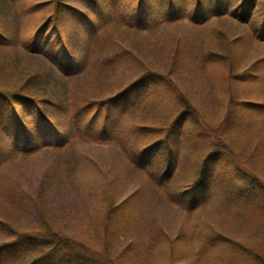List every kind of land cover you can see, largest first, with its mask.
<instances>
[{"label":"rangeland","instance_id":"rangeland-1","mask_svg":"<svg viewBox=\"0 0 264 264\" xmlns=\"http://www.w3.org/2000/svg\"><path fill=\"white\" fill-rule=\"evenodd\" d=\"M175 1L184 19H152L139 31L128 24L140 14L135 0H97L95 12L85 0H0V92L25 99L19 107L30 131L61 130L59 139L36 134L34 145L48 146L14 154L1 127L9 124L0 122V248L52 230L115 264H261L264 192L250 196L241 179L247 174L264 187V42L254 37L264 0H253L247 25L210 18L206 7L202 15L197 0ZM153 5L163 14L172 9L167 0ZM196 14L201 24L192 23ZM84 19L90 28L104 25L97 36ZM54 20L78 64L73 70L50 59L62 47ZM40 31L52 53L33 47ZM34 99L45 104L48 122L39 120ZM184 107L188 115L175 126ZM159 135L175 149L166 187L155 185L161 151L143 154ZM210 143L211 151L221 145L212 184L174 201L171 193L205 157L193 149ZM224 178L234 187L222 192ZM194 199L201 203L181 205ZM20 254L4 264L34 257Z\"/></svg>","mask_w":264,"mask_h":264},{"label":"trees","instance_id":"trees-1","mask_svg":"<svg viewBox=\"0 0 264 264\" xmlns=\"http://www.w3.org/2000/svg\"><path fill=\"white\" fill-rule=\"evenodd\" d=\"M69 1V0H68ZM97 0H85L86 2V8L92 11H96L95 7L97 5ZM106 1V0H104ZM119 0H115V2H118ZM137 1V5L139 7L138 11L140 10L139 16H136V20L138 25L142 26L145 25L147 22L152 20L153 18H159L163 17L162 12L155 7L154 0H135ZM247 0H243V8ZM167 3L171 4V11L176 10V1L175 0H167ZM174 3V7H173ZM61 5V3H59ZM60 5H56L55 9L57 10ZM98 6V5H97ZM241 11L243 10L242 8L240 9ZM151 16H148L149 14ZM244 15L247 14V11H242ZM240 12L239 17L241 20L240 23H245L247 22L246 19L247 17H243V14ZM263 16L260 21L261 27L259 29L264 30V9L262 12ZM100 16V15H99ZM172 18L175 15H170ZM86 18H88L86 16ZM100 18V17H99ZM243 18V19H242ZM113 20V19H112ZM119 20V19H118ZM120 21V20H119ZM57 20H54V29L53 32L57 36L55 43H58L61 45V51L58 52L55 55V52L52 53L51 51V43L48 39L43 38V31H40L37 36H35L32 41H33V47L34 48H40L44 47L47 49L48 54L52 53V58L51 61L54 62L55 65H60V67H65V66H74L77 67L76 60L73 59L71 53H70V48L68 43L66 42V39L60 36V30L58 28V25L56 24ZM84 28L85 30L89 31L90 34L93 36H97V33H95V28H90L88 24V20L84 19ZM121 23H124V19L121 20ZM130 23V21H129ZM5 36V35H1ZM33 51H39V49L33 50ZM222 58V60H225L224 57L219 56ZM81 67V65H80ZM79 68V67H78ZM229 71H233L232 67L229 65L228 68ZM118 96V95H116ZM116 99V97H111L109 100L105 101L103 106L106 107L108 105V110H109V101L111 99ZM25 99L21 97L20 93H16L14 91H9L5 93L0 92V122L3 124V120H7L4 122H7L9 125L6 127H2V131L6 133L7 138H11L13 141V144L20 149H35L37 147H40V145L35 144L37 142L38 137H35L36 134H42L45 133L47 136H55L60 138V130L57 127V125H52L50 127L53 131L50 130V132L46 131L45 129L43 130H38L39 128L35 127L34 130H29L27 131V125L28 123L25 122V120L22 119V110L20 109L19 106L21 104L25 103ZM115 102V101H114ZM34 104H38V118L40 121L45 120L48 122V119L42 115V112L47 111V109H44V103L40 102L39 100L34 99ZM40 104V105H39ZM106 109V111H108ZM193 113V111H192ZM188 115V112H186V108H183V113L180 112L177 114L174 124L175 126L178 125V123L185 118V116ZM37 116V115H36ZM195 115L194 113L192 114V119L194 120ZM229 124L232 122L229 121L227 118ZM193 123H190V126L192 127ZM195 126L201 127L199 124H194ZM49 126V125H48ZM46 128V127H45ZM209 134L208 130H205ZM12 133V134H11ZM206 133V134H207ZM13 135V136H12ZM210 135V134H209ZM205 136V135H204ZM208 138L211 142V139L208 136H205ZM220 143H221V138ZM20 141V142H18ZM22 142V143H21ZM21 143V144H20ZM153 145L143 151V154L149 153L151 151H161L162 155V166L157 169V178L155 180V184L158 187H166L168 186L169 181L172 178L173 171H175L173 164L172 158L175 155V149L173 148V145H171L165 138L160 140L159 142H152ZM34 145V146H33ZM41 145H45L44 142ZM203 145V144H202ZM218 150H213L211 151V143L209 147H195V149L198 152L205 153V157L199 165L196 166V168L192 172V177L190 178V181L186 186H182V190H177L179 192L178 194H173L172 198L174 201L178 202L181 200L182 197L184 196H189L193 195L196 196L198 195L197 193L200 191V193L203 191L204 188L208 186V183L211 182L212 184V174H211V169L213 168L215 162L217 161L218 157V152L221 149V145L217 144ZM9 147H12L9 145ZM15 148V147H13ZM12 148V149H13ZM23 151V150H22ZM14 153V151H11ZM168 157L170 159L168 160ZM172 157V158H171ZM242 174V173H241ZM220 175V174H217ZM244 177L241 179L244 184L246 185V192L252 196L254 195L258 189L262 190L264 192V187L260 185H255L259 184L257 181L251 180L250 177L247 174L243 175ZM226 180V185L222 187V192L225 190H231L234 187V184L232 181H229L228 179L224 178ZM215 185L218 186V183ZM201 203V200L194 199L191 201V203H181L183 206L190 207L195 203ZM126 200L122 201L121 203L113 204L110 203V206H113L114 209L116 207H120L121 204L124 206L126 204ZM39 233V234H38ZM38 233H35V235H32V237H28L26 240L27 242H20L19 245L17 246L16 243H10L7 246H4L0 248V264H4L6 261L5 260H11L13 256H17L19 251H21L20 257H26V254L29 250L31 252L33 251L34 257L30 259L28 264H115L113 261L105 258L107 256H102L101 254L95 252L94 250L88 249L86 246H84L82 243L76 242L68 237L62 236L57 234L56 232H53L52 230H46V231H38ZM19 248V249H18ZM18 249V250H17ZM137 251V250H136ZM10 255V256H8ZM258 259L261 261V264H264V259L262 257H258Z\"/></svg>","mask_w":264,"mask_h":264},{"label":"snow or ice","instance_id":"snow-or-ice-1","mask_svg":"<svg viewBox=\"0 0 264 264\" xmlns=\"http://www.w3.org/2000/svg\"><path fill=\"white\" fill-rule=\"evenodd\" d=\"M154 2H158V0H154Z\"/></svg>","mask_w":264,"mask_h":264}]
</instances>
